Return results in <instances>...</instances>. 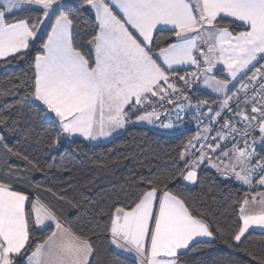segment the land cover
Returning <instances> with one entry per match:
<instances>
[{
	"label": "snow or ice",
	"instance_id": "1",
	"mask_svg": "<svg viewBox=\"0 0 264 264\" xmlns=\"http://www.w3.org/2000/svg\"><path fill=\"white\" fill-rule=\"evenodd\" d=\"M11 64L28 70L8 78L17 98L0 109V264H120L101 259L111 248L135 264H192L188 253L217 242L264 264V249L245 246L264 236V0H0V65ZM189 115L197 131L170 163L142 165L146 175L91 207L36 180L46 162L7 137L40 122L49 134L37 142L54 150L136 123L179 133ZM232 180L246 189L225 197L221 220L202 197Z\"/></svg>",
	"mask_w": 264,
	"mask_h": 264
},
{
	"label": "trees",
	"instance_id": "2",
	"mask_svg": "<svg viewBox=\"0 0 264 264\" xmlns=\"http://www.w3.org/2000/svg\"><path fill=\"white\" fill-rule=\"evenodd\" d=\"M88 15L90 14H84L81 19V24L85 27L91 25ZM43 39H46V36L41 34V42ZM36 46L39 47L40 44L37 43ZM27 70V65L23 64L0 65V93L4 90L10 93L0 94V109L11 105L17 98L8 78L22 77ZM25 127L27 129V125ZM48 128V125L37 122L35 131L30 134L27 132L25 135L7 134L8 143L17 150L21 152L26 150L30 156H39L42 162H46L47 175L36 172L34 174L36 180L55 186L58 190L66 188L69 197L83 201L88 207H91L88 204L89 200L99 202L102 198L113 197L122 189L127 190L129 184L147 174V167L142 165L163 168L166 163H170L169 158L175 156V150L181 141L196 133L193 129H184L177 133L175 129L166 131L159 127L129 124L120 134L103 142L89 143L77 138L75 144L66 141L56 149L49 150L46 144L37 142L47 138ZM10 163L24 164L22 160L14 157ZM101 163L106 167H99ZM4 167V162L0 160V169ZM209 177L210 182L216 179L214 170L209 171ZM245 189L246 186H241L234 180L225 181L219 184L216 200L210 199L208 195H203L202 198L210 208L217 211L221 220H224L225 209L231 212L229 207L231 200L225 197L231 194V198L235 199L237 196H242ZM41 194L44 199H51L45 192ZM193 194H200V189H194ZM65 217L73 224L79 222L82 225L86 219L74 208H71ZM46 234V232L38 233V235ZM245 246L253 252H259L264 249V236L259 231L253 232L252 238L246 242ZM228 254L233 255L239 264H249V256L243 252L232 253L219 242L188 253L186 259H189L192 264H201L202 261L208 262L217 256ZM105 256L112 259L118 257L120 264H135L134 257L121 254L113 248L102 253L101 259Z\"/></svg>",
	"mask_w": 264,
	"mask_h": 264
},
{
	"label": "built area",
	"instance_id": "3",
	"mask_svg": "<svg viewBox=\"0 0 264 264\" xmlns=\"http://www.w3.org/2000/svg\"><path fill=\"white\" fill-rule=\"evenodd\" d=\"M202 91L205 95H208L209 92L206 89L202 88ZM173 122L177 123L174 121L173 118ZM184 129H193L195 131H197V125L196 122L192 119L191 115H189L188 117H186L185 119V123L183 125H181L180 130H184ZM128 256H132L131 254H128Z\"/></svg>",
	"mask_w": 264,
	"mask_h": 264
},
{
	"label": "crops",
	"instance_id": "4",
	"mask_svg": "<svg viewBox=\"0 0 264 264\" xmlns=\"http://www.w3.org/2000/svg\"><path fill=\"white\" fill-rule=\"evenodd\" d=\"M206 90L209 92V94L212 95V93H211L210 90H208V89H206ZM136 124H139V125H140V124H141V125H148V124H146V123H136ZM148 126H152V125H148ZM153 127H154V126H153ZM123 130H124V129L120 130V131L117 132V133H114L113 136L120 134ZM164 130H166V129H164ZM172 130H173V129L166 130V131H172ZM113 136H111V137H109V138H107V139H100V140H98V141H87V140H84L82 137H81V139H83L84 141L89 142V143H99V142H103V141H105V140H108V139L112 138ZM113 249H114V248H113ZM115 250H116V249H115ZM116 251H117V250H116ZM117 252H118V251H117ZM119 253L128 256V253H122V252H119ZM132 257H133V256H132Z\"/></svg>",
	"mask_w": 264,
	"mask_h": 264
},
{
	"label": "rangeland",
	"instance_id": "5",
	"mask_svg": "<svg viewBox=\"0 0 264 264\" xmlns=\"http://www.w3.org/2000/svg\"><path fill=\"white\" fill-rule=\"evenodd\" d=\"M35 174V173H34ZM43 193V192H42ZM40 195L43 197V194L40 193ZM44 198V197H43ZM57 207L59 208V205H57ZM71 208H68L65 212H64V216H66L67 212H70Z\"/></svg>",
	"mask_w": 264,
	"mask_h": 264
}]
</instances>
